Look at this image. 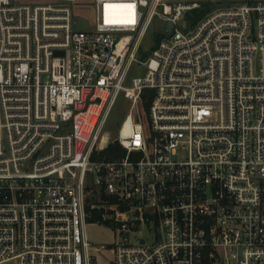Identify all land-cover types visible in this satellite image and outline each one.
I'll use <instances>...</instances> for the list:
<instances>
[{
    "label": "built area",
    "instance_id": "1",
    "mask_svg": "<svg viewBox=\"0 0 264 264\" xmlns=\"http://www.w3.org/2000/svg\"><path fill=\"white\" fill-rule=\"evenodd\" d=\"M202 8L0 0V264H264V0Z\"/></svg>",
    "mask_w": 264,
    "mask_h": 264
},
{
    "label": "rangeland",
    "instance_id": "2",
    "mask_svg": "<svg viewBox=\"0 0 264 264\" xmlns=\"http://www.w3.org/2000/svg\"><path fill=\"white\" fill-rule=\"evenodd\" d=\"M165 1L171 3L199 1L203 4L204 8L198 11L197 16H202L209 10V7L212 9L215 5L238 4L243 1H254V0H165ZM75 12L78 14L79 19H83L85 15L89 14V12L78 10L77 8ZM158 35H162V33L160 31V22L156 21L148 31L146 37L144 38L140 50H143V52H150L152 47L157 44L156 38ZM146 70H147L146 65L140 64L139 62L134 63L128 73V77H127L128 83H131L134 77L144 75L146 73ZM129 111H131V102L122 94L120 95L118 102L114 108V111L103 132L104 137L110 138L113 137V134L115 135L117 129L120 126L121 121L125 118V116ZM104 152L106 155L109 156L112 155L109 148H107ZM87 234L89 240L93 244V248L97 249L96 251H98L97 255L99 257L100 262H105L106 257L108 259L109 257L112 256L111 250H105L102 253H100L102 250V249L100 250L101 245L112 244L113 242L116 241V234L111 227L104 224L90 223L87 226Z\"/></svg>",
    "mask_w": 264,
    "mask_h": 264
},
{
    "label": "trees",
    "instance_id": "3",
    "mask_svg": "<svg viewBox=\"0 0 264 264\" xmlns=\"http://www.w3.org/2000/svg\"><path fill=\"white\" fill-rule=\"evenodd\" d=\"M196 15H198V11H196ZM162 37H163V34L157 36V38H156V43L157 44L159 43V41L161 40ZM153 47H155V46H153ZM141 52H142L141 56H143V57H146L150 53V52H143V50H141ZM153 92H154V89L147 88V89H145L143 91V93L141 95V103H140V105H141V110H142V114H143V121H144V124H145V126L147 128H149V114H148V111H149V106H150V103H151V100H152ZM115 147H119V145L118 144H113L111 150L114 149Z\"/></svg>",
    "mask_w": 264,
    "mask_h": 264
},
{
    "label": "water",
    "instance_id": "4",
    "mask_svg": "<svg viewBox=\"0 0 264 264\" xmlns=\"http://www.w3.org/2000/svg\"><path fill=\"white\" fill-rule=\"evenodd\" d=\"M191 15L193 16V15H194V13H193V12H191ZM170 25H171V24H169L168 28L170 27Z\"/></svg>",
    "mask_w": 264,
    "mask_h": 264
},
{
    "label": "bare ground",
    "instance_id": "5",
    "mask_svg": "<svg viewBox=\"0 0 264 264\" xmlns=\"http://www.w3.org/2000/svg\"><path fill=\"white\" fill-rule=\"evenodd\" d=\"M128 129V127L126 128V130Z\"/></svg>",
    "mask_w": 264,
    "mask_h": 264
}]
</instances>
